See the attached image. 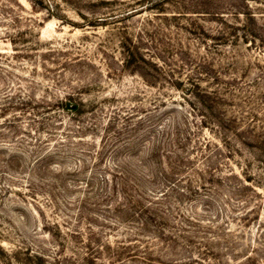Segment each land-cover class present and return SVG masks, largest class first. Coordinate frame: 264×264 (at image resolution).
<instances>
[{"label":"rangeland","instance_id":"rangeland-1","mask_svg":"<svg viewBox=\"0 0 264 264\" xmlns=\"http://www.w3.org/2000/svg\"><path fill=\"white\" fill-rule=\"evenodd\" d=\"M169 132L187 166L141 188L195 243L148 256L157 224L121 258L139 224L105 190ZM0 246V264H264V0H0Z\"/></svg>","mask_w":264,"mask_h":264},{"label":"trees","instance_id":"trees-1","mask_svg":"<svg viewBox=\"0 0 264 264\" xmlns=\"http://www.w3.org/2000/svg\"><path fill=\"white\" fill-rule=\"evenodd\" d=\"M135 57H132V59L130 60V62L134 59ZM68 107L72 110H76L77 112L82 111L83 107H85V103L84 102H80V103H74V102H69L67 103ZM173 136V135H172ZM170 136V132L169 135L167 133L165 142H168V139L170 137V148H164L163 146L158 145L153 147L152 150L149 151L148 156L150 155V157L147 159L149 160L148 165V169L146 172H144L143 175H140L141 173H137L134 174L133 173V169L131 168H126L125 167H121V170H118L116 174H113L112 180H114L113 184L109 187V189L105 190L107 192L108 195H110L109 198H112L113 196H119L120 193L121 197H122V201L121 199H119L116 202V206L115 209L116 211L122 213L123 217L129 218V220L137 222L139 225L136 226V231L132 232L129 234V243L130 245H127L124 241L121 245L122 247V251L120 252V254L118 255L119 257L123 258L124 255H130L133 257H136V255L140 256V252H142L143 250L140 249L141 248V242L143 243V236L145 234H143L142 232H153L154 230H152V227L154 225L159 226V228L156 231V236L154 238H149L150 236L146 235V241L143 243L144 248H145V253H147L148 256H151L153 253V248L151 246V243L155 240L160 238L163 242H172L174 246H176V243H179V240L182 238H186L187 240L189 239L190 242H194L192 237H187L188 235H182V233H178V235L176 234H169L166 233L165 229H164V225L162 224V222L166 223V220L168 219V216L166 213H164V211L162 210V208L160 206H158L160 203L159 201H156V203L154 205H152L153 201L150 200L148 198V196L146 195V192H148L146 190H143L141 188V185L144 186L146 183V179L147 181H157L158 179V173L155 174L153 173V165L156 164L158 166H164L165 161L167 160V166L170 168V172L172 171L171 174H176L178 171L176 170H180L182 171L185 166H187V164H185L183 162L184 158V154L183 155H178L177 156V150L178 149H185L183 147H181L180 145H176L174 142L172 143V141L174 140V138ZM187 139V138H186ZM172 140V141H171ZM175 144V145H174ZM173 146V147H172ZM164 148V149H162ZM49 150L47 149V151L45 153H43L40 156V159H44L47 161L49 158L55 157L54 155V151H52L51 153L48 152ZM179 151V150H178ZM163 152V153H162ZM177 156L176 158L180 161H177L176 158H174V156ZM42 159V160H43ZM157 159V160H155ZM187 159V158H186ZM156 162V163H155ZM53 168L54 165H48L45 164L43 168ZM42 169V166H41ZM149 169L152 170V173H149ZM80 171V169H79ZM136 172V171H135ZM133 174V175H130ZM179 174V173H177ZM120 175V177H119ZM143 176V177H141ZM116 177V178H115ZM107 182H110V176L107 175ZM93 184L91 181L88 182V185ZM144 184V185H143ZM108 183H106L105 187L107 188ZM143 190V191H142ZM134 192H136L137 194H135ZM163 198V197H162ZM160 197H157L156 200H160L162 199ZM188 224L190 222H195V221H199V219H192V217L187 218ZM135 230V229H134ZM197 236V235H196ZM195 237V235L193 236ZM134 245H131V244ZM138 243V244H137ZM140 243V245H139ZM0 250L2 252H4V249L0 246ZM132 251H137L135 254H132ZM188 251L192 252V249H189ZM199 253H203L201 251H199ZM32 256L36 257L39 261L43 262L44 261V255L41 253H36L35 255H33V253L29 252L28 257L31 258ZM10 257L14 260H16L18 263V259H16L15 255ZM143 257H147V256H143ZM139 258V257H138ZM44 263V262H43ZM250 264H258V260H256V258H251L250 259ZM9 264H13L9 263ZM15 264V263H14ZM42 264V263H41Z\"/></svg>","mask_w":264,"mask_h":264}]
</instances>
